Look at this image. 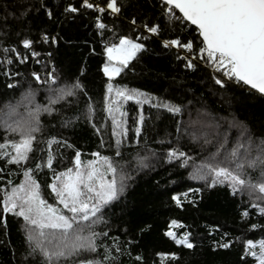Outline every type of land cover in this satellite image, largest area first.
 I'll list each match as a JSON object with an SVG mask.
<instances>
[{"label": "trees", "instance_id": "16d2710c", "mask_svg": "<svg viewBox=\"0 0 264 264\" xmlns=\"http://www.w3.org/2000/svg\"><path fill=\"white\" fill-rule=\"evenodd\" d=\"M94 2L105 6V0ZM69 3L78 7L81 0H0V61L6 59L4 47L16 48L21 56L27 57L22 63L15 53L9 52L7 58L13 62L0 65V114L7 106L16 107L30 90L35 91L33 107L48 104L52 95L49 85L37 83L33 73L45 80L48 73L54 72L57 83L51 85L53 88L71 85L78 79L87 89V96L79 93L66 97L53 105L55 111L51 115L40 114L43 130L36 134L29 160L17 166L0 159V240L6 241L0 244V264H41L39 256L25 259L28 244L23 219L2 213L6 193L21 184L25 180L24 171L31 168L33 179L41 186L42 198L60 209L58 198L49 185L54 182V172L75 169L77 151L82 165L108 157L116 169L114 175H124L123 191L101 208L106 223L96 227L98 232L109 233L103 242L111 249L112 256H118L110 264H138L134 259L136 254L143 255V264H256L254 257L245 254V247L246 241L252 240L257 245L254 250L258 251L257 242L264 240V216L258 211V207H264V199H257L261 195L259 192L250 196L248 189L233 195L226 183L211 186L212 178L210 181L196 180L192 169L201 165L214 150L189 133L199 128L210 129L207 122L211 120L221 121L225 128L232 129L228 140H237L241 132L246 140L250 136L258 143L264 138V97L233 83L224 88L215 85L211 69L203 61H199L195 71L185 68L184 62L176 58L178 53L183 54L175 47L165 48L163 42L187 35V31L182 33L179 28L168 25L166 17L161 15L158 0H118L124 5L120 14L84 8L78 13H66L64 9ZM25 11L27 15H21ZM48 11L52 12L51 18ZM133 16L137 20L135 27L130 24ZM100 23L105 27L98 28ZM145 23L159 24V33L147 32L142 27ZM45 34L56 37V42L51 39L45 42ZM137 36L141 39L136 40ZM121 37L131 38L144 48L137 52L127 68L109 81L103 73L107 63L104 49L118 44ZM24 39L31 41L28 49L22 45ZM33 52L38 55L33 56ZM6 68L10 77L4 75ZM8 83L15 86L9 88ZM108 84L113 85L112 93H108ZM123 87L146 94L151 98L150 103L137 104L134 100L116 97L115 90ZM106 96L119 102V111L115 113L120 122L115 129L116 136L112 134L111 116L105 111ZM157 101L178 104L183 112L173 115L164 108L153 107ZM89 102L94 105V120L100 133L85 119ZM19 110L16 108L20 118L27 116L23 115L24 107ZM121 112L125 115L121 116ZM136 127L141 129L139 136ZM123 129H127L126 137L120 135ZM52 137L67 140L73 147L52 144L54 159L49 168L46 140ZM19 138L17 134L6 136L4 127L0 126V143ZM118 138L122 140L119 156L115 143ZM173 148L185 152L191 159L186 163L183 158L169 159L167 153ZM7 150L13 154L11 148ZM37 163L42 165L41 169L35 168ZM258 169H246L244 179L256 183L260 180ZM106 176L108 178L109 173ZM174 196L179 197V205ZM244 211L249 212L247 217L242 215ZM5 219L7 236L2 222ZM173 221L177 223L173 225ZM253 224L260 227L253 229ZM168 231L176 233L178 239L188 234L194 247L177 245L165 235ZM225 242L230 244L228 248L219 247ZM116 244L125 254L117 253ZM98 251L103 253L102 248ZM128 251L133 258L128 257ZM158 253H175L178 258ZM90 255L83 253L82 257L74 259ZM100 258L96 256L97 260Z\"/></svg>", "mask_w": 264, "mask_h": 264}, {"label": "snow or ice", "instance_id": "6c2138e0", "mask_svg": "<svg viewBox=\"0 0 264 264\" xmlns=\"http://www.w3.org/2000/svg\"><path fill=\"white\" fill-rule=\"evenodd\" d=\"M161 15L166 17L169 26L179 28L181 32L187 31V35L166 40L163 42L165 48L175 47L183 50L184 54L178 53L177 59L184 62V67L195 71L199 67V61H203L206 67L211 69V79L213 83L221 88L233 83L241 88L247 87L248 90H255L256 93L264 95V0H159ZM44 7L43 4L40 5ZM124 5L119 4L118 0H105V6L96 4L94 0H81L80 5L74 6L69 3L64 11L66 13H78L81 8L104 13L111 10L112 14H120ZM27 15V11L21 13ZM49 18L52 12L48 11ZM132 26L137 25V20L133 16L130 19ZM194 26V27H191ZM98 28H104L105 25L100 23ZM142 27L153 35H157L160 25L144 24ZM43 39L47 42L49 39L53 43L56 37L44 35ZM141 37L137 36L136 40ZM31 41L24 39L22 45L25 49L30 47ZM144 45L135 42L128 37H121L119 43H113L111 46H105L104 53L107 57V63L104 64L103 73L111 81L118 76L129 62L141 51ZM6 59L0 61V65L11 64L13 60L8 57V53H15L20 62L27 60L26 56H21L16 48L4 47ZM33 56L38 55L33 52ZM18 74V73H17ZM83 74V73H81ZM219 74V75H217ZM6 77H10L11 73L6 68L4 71ZM37 83L48 84L49 92L52 95L48 98L47 105H34L35 91L30 90L24 97L28 101L27 116L9 122L5 120L4 129L6 136L8 134H19L20 139L7 140L0 143V159H6L7 164L21 165V162L30 159L29 153L33 152V144L36 141L37 133H42V124L40 121L41 113L51 115L55 109L53 105L64 100L66 97H75L79 93L87 96V89L77 79L71 85L64 87H51L56 84L54 72L48 73V79L42 80L41 77L33 73ZM51 81V83H50ZM15 85L8 83L7 87L12 88ZM108 93L113 92V85H107ZM115 95L124 101L134 100L137 104L150 103L151 98L137 89H128L126 87L117 88ZM105 111L108 112L112 119L113 136H116V127L119 126L115 113L119 111V102L117 100H109ZM157 108H164L173 115L182 114L183 108L178 104L157 103L152 105ZM87 112L85 119L94 127L97 133L100 128L97 127L94 120V105L89 102L86 104ZM121 116L125 113L121 112ZM19 115L16 108L13 107L9 116ZM140 121H143L141 114ZM137 136L140 135V127L135 129ZM180 131V124L177 122V132ZM127 129H123L121 136L126 137ZM103 142V141H102ZM207 142V141H206ZM46 143L49 146V155L47 165L52 166L53 155L51 145L57 144L61 147H73L67 140H58L55 137L48 138ZM117 145L116 155H120L121 139H116ZM11 150L15 153L8 151ZM241 149L244 151L241 152ZM224 150V144L221 143L217 147V151L198 166L193 173L194 178L211 177V186L217 183L227 184L233 195L243 193L245 189L249 190L251 196L255 192L261 195L257 199H264V138H260L257 143L250 136L247 137V143L238 142L236 147ZM253 151L257 154L252 155ZM75 170L68 168L64 172L53 173L54 182L49 185L53 193L58 198V204L63 205V210L53 207L42 198L40 193V184L33 179L31 168L24 171L25 180L23 183L11 189L10 193H6L3 200L2 213L4 216L12 214L21 217L24 221L26 231V242L28 249L25 252V259H35L37 256L41 258V264H59L61 260L68 264H110V261L117 260L112 256L111 249L105 246L103 239L108 237L107 231H96L99 224L106 223L102 219L101 208L114 200L118 193L123 191L124 184L121 183L119 188L115 180L106 182L104 174L107 171L116 172L108 157H103V163L97 167V161H89L88 164L82 165L80 161V152H76ZM98 156V153H93ZM169 159H181L186 163L187 159H191L187 154L179 149L173 148L167 153ZM106 165V168L101 169ZM261 167V179L256 183L244 179L247 174L246 169H255ZM36 169H41L42 165L37 163ZM2 171V169H0ZM193 191L198 192L199 189ZM187 196V193L184 194ZM173 199L180 204L178 196ZM257 208L258 205L252 204ZM259 214L264 216V207H258ZM244 217L249 215L248 211L242 213ZM5 229L4 235L7 236L6 219L2 221ZM177 222L173 221L175 225ZM253 229L260 225H251ZM45 229L55 230L46 232ZM172 238L177 245H182L188 249L194 247L190 242L188 234L183 238H177L176 233L168 231L165 233ZM56 240V243L53 241ZM6 243L0 240V244ZM258 243V251H255L257 245L252 240L246 241L245 254L255 258L256 264H264V240ZM229 243L220 244L219 247L228 248ZM103 249L101 254L98 250ZM117 253L123 255L120 245H115ZM83 253L92 254L89 257H82ZM131 259L132 253H126ZM101 256L99 260L96 256ZM160 256L171 255L173 259H177L175 253L163 254ZM138 264H143V255L136 254L134 257Z\"/></svg>", "mask_w": 264, "mask_h": 264}, {"label": "rangeland", "instance_id": "374dc122", "mask_svg": "<svg viewBox=\"0 0 264 264\" xmlns=\"http://www.w3.org/2000/svg\"><path fill=\"white\" fill-rule=\"evenodd\" d=\"M108 62V61H107ZM28 94V93H27ZM26 94V95H27ZM24 94V96H22L21 98V102H18L16 107L17 108V111H20L19 109H21L22 107H24V109H26L25 114H27V104H28V101L24 99V97L26 96ZM36 100H34V103H35ZM16 111V112H17ZM11 112V108L10 107H5L3 109V111L1 112L0 114V126L1 127H4V124H5V120H8L9 122H14L15 120L17 119H20V114L19 115H12V116H9V113ZM212 119V118H211ZM207 125H210V129L206 130V129H202V128H199L196 132H192L190 131L189 133V136H191L192 138L196 139L197 141L199 142H202V144H204L205 146L208 147H213V153L217 151V147L219 146V144L223 143L224 144V150L223 151H228L234 147H236L237 143L238 142H243V143H247V140L244 138V135L243 133L240 132L237 140H234V141H230L228 140V133L230 132V130H232L231 128H225V126L223 125V123L221 121H209L207 122ZM225 129L227 131H225ZM17 135L19 136V134L17 133ZM20 137V136H19ZM20 139V138H19ZM230 139V138H229ZM207 141V142H206ZM244 150L241 149V152H243ZM257 153L255 151H253L252 155L255 156ZM13 155H15V153L13 152ZM95 161H97V167H100L101 164L103 163V160L102 159H96ZM203 163V162H202ZM87 165V164H86ZM85 165V166H86ZM200 166V165H199ZM198 166L194 167L192 169V172L194 173V170L197 168ZM257 167H259V171H258V177L259 179H261V171H260V166L258 165ZM104 168H106V165H104V167L101 169L102 171L104 170ZM75 170V169H74ZM109 173V176L107 178L106 174ZM210 178L211 177H204V178H196L199 179V180H205L207 179V181L209 180L210 181ZM104 180L106 182H111L112 180H115L116 184H117V187L119 188L120 184L123 183L124 184V175L123 174H118V175H114V173L110 172V171H107L105 172L104 174ZM24 182V181H23ZM22 182V183H23ZM11 192V191H10ZM120 193V192H119ZM118 193V195H119ZM57 197V196H56ZM61 210H63V205H61L60 207ZM45 231L47 232H50V231H53L51 229H45Z\"/></svg>", "mask_w": 264, "mask_h": 264}, {"label": "water", "instance_id": "95a60500", "mask_svg": "<svg viewBox=\"0 0 264 264\" xmlns=\"http://www.w3.org/2000/svg\"><path fill=\"white\" fill-rule=\"evenodd\" d=\"M159 1V0H158ZM191 27H194V26H191ZM246 87V86H245ZM251 91H253L254 93H256L255 92V90H251ZM257 95H259V96H261V97H264V95H261V94H259V93H256Z\"/></svg>", "mask_w": 264, "mask_h": 264}, {"label": "built area", "instance_id": "2783aa9c", "mask_svg": "<svg viewBox=\"0 0 264 264\" xmlns=\"http://www.w3.org/2000/svg\"><path fill=\"white\" fill-rule=\"evenodd\" d=\"M182 54H184V52L182 50H179Z\"/></svg>", "mask_w": 264, "mask_h": 264}]
</instances>
